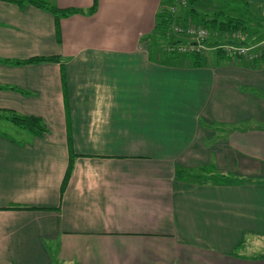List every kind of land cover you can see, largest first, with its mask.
Here are the masks:
<instances>
[{"label":"crops","instance_id":"crops-1","mask_svg":"<svg viewBox=\"0 0 264 264\" xmlns=\"http://www.w3.org/2000/svg\"><path fill=\"white\" fill-rule=\"evenodd\" d=\"M54 3L0 0V110L47 128L0 129V264H264V64L162 61V0Z\"/></svg>","mask_w":264,"mask_h":264},{"label":"trees","instance_id":"trees-1","mask_svg":"<svg viewBox=\"0 0 264 264\" xmlns=\"http://www.w3.org/2000/svg\"><path fill=\"white\" fill-rule=\"evenodd\" d=\"M3 1H7V2H11L14 4H17L19 6H24L26 4H31L33 6H36L38 8H42L45 10H48L49 12H51L55 17H56V21L57 23H59V20L61 18H65V17H69L71 15L74 14H84L85 11L83 9H79V8H60L58 7L55 3L54 0H3ZM171 1V0H162V6L159 10V12L157 13L156 16V26L154 31L149 35L148 39L150 41V46L155 49H157V47L162 44L164 45L166 42L169 43H179V41H173L172 39H170V37H168V29L171 23V16L169 15V13L164 9V7L167 5V3ZM214 1H222L225 2L224 6L228 7V2L230 0H214ZM205 2V0H188V9H186V12L192 16L193 20L200 24L203 25L204 27H211V29L217 31L218 33L221 34H226V33H231V32H248L249 28L251 27V22H247L246 20L242 19V18H235L229 15H225V11L224 9H218L217 11L213 12L212 14H210V16L206 15L205 12L202 11V6L201 3ZM96 4L94 7H92L88 13L89 14H94L96 12ZM249 5H247V3L244 4V7L246 9L247 14H250L251 11H249ZM200 7V9H199ZM262 12V9H260ZM257 20L261 23L264 24V15L261 14L260 17L257 18ZM181 42V41H180ZM224 44H230L232 43L229 40H225L223 42ZM241 46H245V44L243 43H239ZM212 45V44H211ZM248 45V44H247ZM261 51H259V55L251 60H247V62L249 64H251L253 67H257L261 64H264V48L260 49ZM218 55H221L222 57H225L227 59H229L230 61L233 60H246L244 56L242 55H235L233 53L227 52L223 49L218 51ZM167 58V57H166ZM173 59V60H177V59H181L180 57H178V55H174L171 56L169 58ZM44 60H49V61H59L61 62V58L58 56H47V57H33L30 58L26 61H17V63H27V62H35V61H44ZM182 60L185 62L187 60H190V63L192 66H202L203 65V60L204 57L202 56L201 53H194L191 55H186V60L182 58ZM252 92H254L255 94L262 96V98H264V94L257 92L255 90H251ZM5 114V115H4ZM1 119H7L9 121H11L14 125H16L17 127L23 128L28 130L30 133L35 134V135H39V136H43L46 131V125L44 124L43 120L40 117H35V116H27V115H21L18 114L14 111H9V110H0V120ZM236 129H241V128H236ZM244 129V128H243ZM227 132V131H226ZM77 157V154L73 151L70 150V159H69V164L67 167V171L65 174V178L63 180L62 183V187H61V191L62 193L65 191L70 176L72 174V171L74 169V162L75 159ZM186 173V170H185ZM197 174L199 173H195V174H187V176L189 178H199L200 176L197 177ZM203 178V177H201ZM211 178L209 176L204 177V180H210ZM203 180V179H202Z\"/></svg>","mask_w":264,"mask_h":264},{"label":"rangeland","instance_id":"rangeland-1","mask_svg":"<svg viewBox=\"0 0 264 264\" xmlns=\"http://www.w3.org/2000/svg\"><path fill=\"white\" fill-rule=\"evenodd\" d=\"M225 2L222 1H214V0H205V2L201 3L202 6V11L205 12L206 15L210 16V14H212L213 12L217 11L218 9H224L225 11V15H229L235 18H242L244 20H246L247 22H251V27L249 28L248 32H231V33H226V34H221L218 33L217 31H215L214 29L212 30L211 27H205L208 32H209V36L207 37V44L211 45V47H209V49H207L204 53H201L202 56L204 57L203 61H209V59H213L215 55H218V51L221 50L219 49H215L213 46L217 45L218 43H223L225 40H229L231 41L233 44L235 45H240L239 43H243L245 44V46H248V48L250 47L251 50L250 54H252L254 57L255 55H259V51H261V48H264V24L259 22L257 20L258 17H260L261 14H263L260 10V8L258 7H250L249 11H251L250 14H247L246 9L244 7L243 4L237 2V0H230L227 4L228 7L224 6ZM188 9V7L185 8V10ZM200 9V7H199ZM170 39H172L173 41H180L183 42L186 39L184 37H176V36H172L170 37ZM163 44V43H162ZM160 44L157 49L159 51V54L162 55L163 53V45ZM166 44V43H165ZM248 44V45H247ZM235 55L239 56L238 53H234ZM178 55V57H180L182 60L185 59L186 60V55H184L183 53H179V54H175ZM171 56H167L164 57V59H169ZM164 59L162 58V61H164ZM246 59V58H245ZM223 60V59H220ZM186 63L190 62V60L185 61ZM182 63H184V61H182ZM190 65V63H188ZM3 121L0 123V129L1 130H5L9 133L10 128L15 127V125L9 121H7V125H4ZM256 121L252 120L249 121V123L245 124V126H249L250 124H254ZM258 124H262L258 123ZM243 125V126H244ZM17 127V126H16ZM248 239V237H246V240ZM249 242V240H248ZM244 249V250H243ZM261 251H264V239H262L260 242H256V244L254 245H247L246 249L243 248V244L241 245V247L238 249V253L242 252L243 254L247 255V256H251L254 254H260Z\"/></svg>","mask_w":264,"mask_h":264},{"label":"built area","instance_id":"built-area-1","mask_svg":"<svg viewBox=\"0 0 264 264\" xmlns=\"http://www.w3.org/2000/svg\"><path fill=\"white\" fill-rule=\"evenodd\" d=\"M188 6V0H171L167 3L164 9L169 13L172 20L168 29V37H184L186 40L180 43L166 42L163 47L161 59L167 56H174L175 54L183 53L184 55H191L194 53H204L212 45L207 44L208 30L198 23H196L192 16L189 15L185 8ZM262 13L264 15V5L262 6ZM215 49H223L230 53H238L251 60L255 57L250 54L248 46L235 45L233 43L224 44L218 43L213 46Z\"/></svg>","mask_w":264,"mask_h":264}]
</instances>
